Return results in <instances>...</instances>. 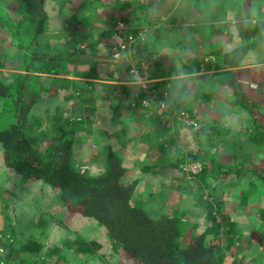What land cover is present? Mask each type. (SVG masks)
Here are the masks:
<instances>
[{
	"label": "rangeland",
	"instance_id": "374dc122",
	"mask_svg": "<svg viewBox=\"0 0 264 264\" xmlns=\"http://www.w3.org/2000/svg\"><path fill=\"white\" fill-rule=\"evenodd\" d=\"M138 2L145 6L139 9ZM9 3L8 14L18 17L19 1ZM50 3L43 1L48 19L60 7L59 3L55 11L50 10ZM244 3L247 0H93L92 6L87 5V29L89 27L90 31L87 30L90 33L87 35H98V29H107V33L99 34L104 38L103 48L100 47V55L94 54L98 58L94 62L103 63L99 71L106 74V80L114 77L123 80L129 86V94L119 98L116 95L120 94V88H107L103 84L99 86L101 94L95 88L93 95L102 97L94 100L96 113L93 114L92 110H79L84 107V99L78 95L70 97L69 85L64 87L59 82V98L52 100L44 96L38 99L42 104L31 109L27 122L29 133H34L35 137L41 132L53 133V121L58 125L63 119L68 120L77 129L73 153L78 150L79 159L76 161L74 156L73 163L81 173L100 174L108 149L119 151L127 178L137 180L136 201L150 200L149 206L158 213H185L183 232L187 224L188 228L193 226L194 234L202 232L207 212L193 196L200 192L206 195L209 190L216 189L212 207L230 218L236 233V242L228 249L223 264H232L235 257L241 264H260L262 256L251 231L264 228V188L256 176L237 177L234 173L206 179V186L202 188L188 171V165L193 163L199 164L201 171L202 164L198 161L180 163L181 154L194 153L201 145L225 160L224 148L239 137L242 123L247 121L246 113L233 104L231 90L223 85L221 72H205L198 82L180 76L184 75L183 63L202 58L200 66L203 67L211 58L218 57L220 61L225 52L239 45L238 29ZM258 5L261 9L256 7L255 16L259 15L258 10L264 16V2ZM73 16L79 23L84 20L81 10ZM65 20L62 19L59 26L65 25ZM113 22L116 23L111 26ZM54 23L57 26L56 16L45 28ZM46 31L49 30L39 36L41 43L37 46L47 44L49 47L52 36ZM146 42L151 46L148 52L153 49V53H147ZM14 44L13 37L0 24V78L5 83L10 73L7 69L20 57ZM39 49L33 52L34 57L43 54ZM61 55L57 53L54 57L61 58ZM260 64H264V37L243 60L242 66L247 67L235 68L233 72L251 94L256 89L255 100L264 113V84L256 85L251 80V69ZM87 66L93 70L90 62ZM33 68L34 71L40 68V72L45 69L38 65ZM87 97L89 100V93ZM168 97L178 101L180 98L183 103L173 106L162 100ZM50 105L54 111L48 110ZM187 119H193L195 125L186 124ZM10 121H14L12 116L2 115L0 100V130ZM163 128L167 139L158 137ZM77 140H80L79 146ZM158 142L161 146L156 144ZM254 166H264V154H255ZM245 188L249 196L247 203L241 206L240 191ZM20 237L23 241L32 240V246L41 247L31 260L37 263L21 261L29 258L26 252L16 256L19 264H137L109 242L104 228L64 206L56 189L8 168L0 143L2 264H14L6 253ZM80 239L94 240L100 247L94 253L77 251L74 243Z\"/></svg>",
	"mask_w": 264,
	"mask_h": 264
},
{
	"label": "trees",
	"instance_id": "16d2710c",
	"mask_svg": "<svg viewBox=\"0 0 264 264\" xmlns=\"http://www.w3.org/2000/svg\"><path fill=\"white\" fill-rule=\"evenodd\" d=\"M18 1L20 5L18 17H12L0 7V24L13 37L14 47L20 51L18 55L22 60V68L30 70L31 65L28 64V55L25 51L31 49L33 52L42 46L37 44L41 43L39 36L45 30L47 14L43 9L42 0ZM87 2L88 6L93 5V0ZM261 2L264 0H247V3L243 4V16L238 29L240 43L225 52L220 61L218 57L211 58L203 67L200 66L202 58L194 59L189 64H182L183 74L191 76L186 80L197 81L203 78L204 74H198L200 72H221L223 85L231 90L233 104L247 115V121L242 123L243 131L239 137L228 142L224 148L227 154L225 160L214 156L202 147L203 145L194 153L190 151L187 155L181 154L178 159L180 163L198 161L202 164L200 172L190 173L202 188L206 186V179H217L230 173L237 177L256 176L264 188V166H254L255 154H264V113L260 109V103L255 100L256 89L251 94L233 72V69L243 65L247 53L264 37L263 13L258 10L259 15L254 14L256 7L260 8L258 4ZM136 5L139 9L145 6L142 2ZM115 23L113 22L111 26ZM144 45L148 46L149 43L146 42ZM150 47L147 48L149 54L154 52L153 49L148 52ZM62 66L63 64L58 65ZM251 71L253 83L264 84V64L254 66ZM22 86V82H16L12 89L0 78L2 115L12 116L14 119L0 130L3 158L8 168L22 177L40 180L43 184L56 189L57 197L64 206L82 217L92 219L98 226L104 228L109 242L115 248L123 250L137 264L224 263L228 249L236 242L234 238L236 233L234 226L229 222L230 218L225 213L216 212L212 207L216 189L209 190L206 195L200 192L194 193L193 196L207 212L202 232L194 234L193 226L188 228V224L186 225L188 229L185 227L186 230L183 232L182 217L185 213H158L149 206L150 200L136 201L134 196L137 180L127 178L126 169L122 164L123 155L119 151L109 148L104 170L92 176L89 173H81L74 166L73 143L77 129L68 120L63 119L58 125L53 121V133L41 132L33 137L34 133L30 134L27 129V122L35 99L33 95L22 92ZM119 88L121 89L119 98L129 94L124 86ZM162 100L173 106H181L183 103L180 98L179 101L170 97ZM160 136L167 139L165 128L161 130L158 137ZM156 144L161 146L162 143ZM240 192L239 202L244 206L249 191L245 188ZM219 193L221 194L220 188ZM251 235L257 242L262 256L260 264H264V228L252 230ZM31 244L32 240L27 238L23 241L20 237L17 242L14 241L6 256L12 263L19 264L16 256L27 252L29 258L20 260L37 263L31 260L41 246ZM74 246L77 251L94 253L100 244L94 240L80 239ZM232 264L241 263L235 257Z\"/></svg>",
	"mask_w": 264,
	"mask_h": 264
},
{
	"label": "crops",
	"instance_id": "0c3cea01",
	"mask_svg": "<svg viewBox=\"0 0 264 264\" xmlns=\"http://www.w3.org/2000/svg\"><path fill=\"white\" fill-rule=\"evenodd\" d=\"M9 1L13 2L15 0H0V7L3 8L7 13H9L8 9L11 8ZM45 1L51 2L50 5L48 6H50V10L53 11L57 9L56 5L60 3L59 10L56 11V14L53 16L50 15L49 19L47 18L48 24L49 21H51L52 18L55 16L57 22V26L54 23L53 26H49L45 28V30H49L46 31L47 34H51L52 36L51 38V36L49 35V37L51 38V40H49L48 42L49 47L47 44H45L46 47L44 45L38 47L40 48L39 51L43 52V54L39 53L37 57L33 56V52H36L38 48H36V50L33 52H31V49L25 51L26 54L28 55L27 57L28 64L30 63L31 65L30 70H24L22 68V60L19 57L17 63L7 69L10 73L8 74V78L7 79L5 78L4 80L7 81L8 83L5 82L4 83L9 85V87L13 89L16 82L18 83L22 82L23 85L22 92H24L25 94L33 95L35 99V102L32 106L33 108L34 106L35 107L41 106L42 103L38 102V99H41L44 96L52 97V100L54 98H59L58 96L59 84H60L59 82H62L63 85H65L64 87L69 85V87L67 86V88H69L68 93L70 97H76V95H78L79 98L81 97L84 99V103H83L84 107H79V110L83 109L86 112L87 110L88 111L92 110L94 114V112L96 113L94 100L102 97L99 95L98 96L93 95L92 91L95 90V88H97L98 94H101L99 86H102L103 84H104L103 86L107 88L109 86L105 84L115 85V87L112 86L110 88H119L121 86H124L127 90H130L129 86L125 85L124 84L125 82H122L123 80H120L115 77L106 80L107 79L106 74L100 73L99 71V66H103V63L94 62V60L98 59L94 57V54L100 55L101 53L100 47L103 48L104 38L101 37L100 35L103 34V32L107 33V29L106 27H104L102 30L98 29L97 32L100 35L99 34L96 35V33L93 34L94 36L87 35L90 34L87 32V30L89 31V27L87 29V0H45ZM17 6H19V3ZM82 6L84 7L83 10L81 9ZM46 7L47 6H45V8ZM79 8L84 17V20H82L80 23L76 19L77 17L75 16L74 18L73 16L75 13H77V11H80L78 10ZM65 18H66L65 20L66 24L63 26H59L60 21ZM58 19L60 20L58 21ZM80 35H84L82 36L83 39L82 37H73ZM78 42L81 43L77 45ZM57 53L59 55L62 54L61 55L62 57L61 58L54 57L56 56ZM81 56H83L84 58L83 59L80 58ZM88 62H90L92 66L93 69L92 71L88 69L87 66ZM36 64L39 67H43V68L45 67V69H42L41 72H40V68L34 71L33 67L36 68L37 67ZM59 64H63V66L58 67ZM94 65H97V68H95ZM241 67L245 68L247 66L245 65ZM198 74L205 75V72H200ZM180 77L186 78L191 76L184 74L181 75ZM198 80L196 82H198ZM87 92L90 95L89 100H87L88 99ZM118 93L116 96H118ZM90 104L92 105V107H90ZM50 106L51 109L48 110L54 111L53 106L52 105ZM77 144L78 146L80 145V140H77ZM74 156H75V160L78 161L79 159L78 150H74Z\"/></svg>",
	"mask_w": 264,
	"mask_h": 264
},
{
	"label": "built area",
	"instance_id": "2783aa9c",
	"mask_svg": "<svg viewBox=\"0 0 264 264\" xmlns=\"http://www.w3.org/2000/svg\"><path fill=\"white\" fill-rule=\"evenodd\" d=\"M186 124L195 125V122L193 121V119H187L186 120ZM199 169H200V165L199 164H194L193 163V164L188 165L189 173H194V174L196 173L197 174V172L200 171ZM0 263L2 264L3 261L1 260Z\"/></svg>",
	"mask_w": 264,
	"mask_h": 264
}]
</instances>
